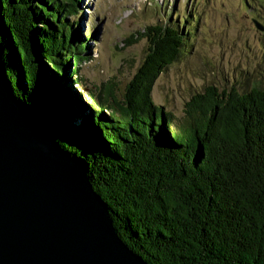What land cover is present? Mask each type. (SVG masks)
<instances>
[{"label": "trees", "instance_id": "obj_1", "mask_svg": "<svg viewBox=\"0 0 264 264\" xmlns=\"http://www.w3.org/2000/svg\"><path fill=\"white\" fill-rule=\"evenodd\" d=\"M79 3L0 0V62L16 98L85 165L148 264H264V88L209 85L181 119L157 104L156 80L193 40L195 19L179 11L130 40L146 39L147 52L120 93L87 88L78 67L93 31Z\"/></svg>", "mask_w": 264, "mask_h": 264}, {"label": "water", "instance_id": "obj_2", "mask_svg": "<svg viewBox=\"0 0 264 264\" xmlns=\"http://www.w3.org/2000/svg\"><path fill=\"white\" fill-rule=\"evenodd\" d=\"M0 264H148L119 236L85 165L16 98L1 62Z\"/></svg>", "mask_w": 264, "mask_h": 264}, {"label": "rangeland", "instance_id": "obj_3", "mask_svg": "<svg viewBox=\"0 0 264 264\" xmlns=\"http://www.w3.org/2000/svg\"><path fill=\"white\" fill-rule=\"evenodd\" d=\"M79 5L82 30L93 31L89 55L78 67L87 88L111 83L120 93L147 52L146 39L130 40L177 11L178 21L183 15L195 19V31L188 52L156 80L152 97L157 104L181 119L185 103L209 85L239 92L252 85L264 88V29L255 25L264 26V0H80Z\"/></svg>", "mask_w": 264, "mask_h": 264}]
</instances>
